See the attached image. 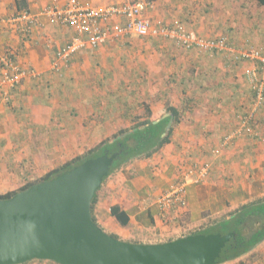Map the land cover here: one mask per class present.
<instances>
[{"label": "crops", "instance_id": "1", "mask_svg": "<svg viewBox=\"0 0 264 264\" xmlns=\"http://www.w3.org/2000/svg\"><path fill=\"white\" fill-rule=\"evenodd\" d=\"M71 1L0 0V80L6 58L23 72L0 95V195L27 181L30 160L44 166L45 148L82 154L131 128L134 117H170L160 115L170 105L180 117L170 142L107 176L93 208L96 225L118 240L159 244L263 200L264 96L258 104L254 92L264 94V69L244 53L251 46L264 53V6L257 0H147L144 17L168 32L111 34L97 48L87 44L63 60L57 53L77 34L46 12ZM73 1L103 9L142 0ZM116 23L123 20L112 18L109 27ZM178 29L223 45L178 47ZM175 187L184 189V205L161 206ZM114 206L127 215L126 226L111 216ZM263 246L250 264H264Z\"/></svg>", "mask_w": 264, "mask_h": 264}, {"label": "water", "instance_id": "2", "mask_svg": "<svg viewBox=\"0 0 264 264\" xmlns=\"http://www.w3.org/2000/svg\"><path fill=\"white\" fill-rule=\"evenodd\" d=\"M166 131L171 128V114ZM115 154L85 161L51 180L0 199V264H216L234 234L189 235L132 244L103 232L91 218L96 192Z\"/></svg>", "mask_w": 264, "mask_h": 264}, {"label": "trees", "instance_id": "3", "mask_svg": "<svg viewBox=\"0 0 264 264\" xmlns=\"http://www.w3.org/2000/svg\"><path fill=\"white\" fill-rule=\"evenodd\" d=\"M257 2L259 5L264 6V0H257ZM254 96L256 97V90ZM168 112H170L173 117V123L168 131H166V126L170 117L155 118L151 116V113H149L146 118L134 117L130 120L132 123L131 128L120 130L117 134L102 140L93 148L84 151L72 160L54 170H51L43 177L36 180H28L20 189L3 195L1 194L0 199H9L33 185L51 180L52 178L81 165L85 161L98 158L105 153L116 155V159L110 168L108 176L125 168L136 160L151 158L170 142L174 128L180 123V117L177 110L170 105H168L165 108L164 113L162 112L160 115ZM106 178H104L102 184L105 182ZM99 190L96 192L91 204V218L95 224L93 208L97 202ZM111 216H113L122 226L128 224L127 215L117 206L111 208ZM249 228H251V233L248 230ZM216 233L221 235L229 233L234 234L222 250L220 257L216 260V264H250L252 257H254L252 254L253 251L258 245L264 242V199L242 206L227 217H223L222 220L209 225L208 228L202 230L197 229L188 233L186 236ZM112 237L118 239L115 236ZM245 256H247L246 259L242 260ZM49 263L55 264L51 261H49Z\"/></svg>", "mask_w": 264, "mask_h": 264}, {"label": "built area", "instance_id": "4", "mask_svg": "<svg viewBox=\"0 0 264 264\" xmlns=\"http://www.w3.org/2000/svg\"><path fill=\"white\" fill-rule=\"evenodd\" d=\"M151 7V3L147 0L135 1L122 5H111L103 9L85 8L79 6L73 0L63 8L50 9L46 13L54 20L62 25L70 26L77 36L63 50L57 53L58 58L66 59L70 54L79 48L85 47L87 44L91 48H97L104 44L111 34L116 35H134L138 37L156 36L159 33L168 32L165 29H157L151 21L144 17V13ZM112 18H121L122 24L116 23L109 27ZM174 32L175 42L178 47L184 49L199 48L209 50L217 45H223L222 42H213L200 40L189 37L186 32L178 29ZM82 36L85 39H82ZM244 57L249 60L257 61L262 69H264V53L256 49H250L244 53ZM4 71L0 80V95L6 94V88L14 87L19 82V77L23 74L14 65L11 59L4 60ZM251 81L256 79L255 73L249 75ZM256 100L261 104L263 100V91L255 88ZM244 130L250 131L249 121L243 122ZM184 189L181 187L173 188L168 194L161 199V206H168L172 202L184 205L182 195Z\"/></svg>", "mask_w": 264, "mask_h": 264}, {"label": "rangeland", "instance_id": "5", "mask_svg": "<svg viewBox=\"0 0 264 264\" xmlns=\"http://www.w3.org/2000/svg\"><path fill=\"white\" fill-rule=\"evenodd\" d=\"M248 1H250V0H248ZM253 1H255V0H253ZM253 47L254 46H251V48L249 47V50L250 49H257L255 47L254 48ZM37 137H40V139H39V141L36 140V142L40 144L41 137H43V136H37ZM53 137H54V135H51V136L48 135L47 139H52ZM41 146L45 147L44 144L41 145ZM45 149H46V151H45V160H43L44 161V166L41 165V164H43L42 162H37L36 163L34 160H30V162L31 161H33V162L29 163V164H31V166L27 167V169L31 170L32 173L28 174L27 181L28 180L39 179V178L43 177L46 173L50 172L51 170H54L55 168H57V167L65 164L66 162L72 160L74 157L80 155V154H77L75 156H72V155L70 156V154H67V152L62 151L61 148H60V150H54V149L51 150V149H47V148H45ZM36 154H37V151H36ZM26 165L27 164L24 163V167H23L24 170H26ZM27 181H25V182L22 181L21 184L18 185V188L15 189L14 191H16V190L20 189L21 187H23L27 183ZM4 194H6V193H4ZM248 230H249L250 233L252 232L251 228H249ZM104 232L106 234H108V235H111V233L108 230H106V229L104 230ZM119 240L123 241L120 238H119ZM123 242L131 243L130 241H123ZM140 243L153 244L154 242H153V239H151V240H142V241H140ZM258 250H260V249H258Z\"/></svg>", "mask_w": 264, "mask_h": 264}]
</instances>
